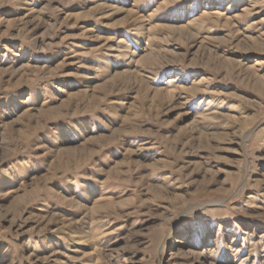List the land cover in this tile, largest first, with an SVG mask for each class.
I'll return each instance as SVG.
<instances>
[{
    "label": "rangeland",
    "instance_id": "1",
    "mask_svg": "<svg viewBox=\"0 0 264 264\" xmlns=\"http://www.w3.org/2000/svg\"><path fill=\"white\" fill-rule=\"evenodd\" d=\"M0 264H264V0H0Z\"/></svg>",
    "mask_w": 264,
    "mask_h": 264
}]
</instances>
